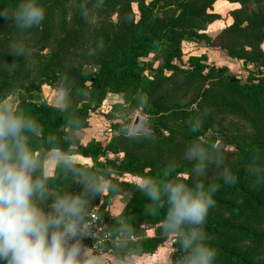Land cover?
Returning a JSON list of instances; mask_svg holds the SVG:
<instances>
[{
  "label": "trees",
  "instance_id": "trees-1",
  "mask_svg": "<svg viewBox=\"0 0 264 264\" xmlns=\"http://www.w3.org/2000/svg\"><path fill=\"white\" fill-rule=\"evenodd\" d=\"M216 1L153 0V7H164L169 12L160 18L144 15L136 21L129 0H104L98 9L93 7L95 0H39L45 9V17L38 27L21 31L11 19L6 21L0 17V70L5 58H10L19 37L37 35L36 43L41 44V50H46L52 34L54 37L57 34L58 38L53 41L48 55L40 57L44 60L40 71L41 85H51L60 80L61 84L72 88L71 94L77 92L87 98L80 108L71 110L67 126L62 123L60 110L45 103H30L27 106L24 101L19 107L26 114L31 112V117L42 129L40 134L29 136L32 148L42 141L40 158L53 147L71 153L69 142L60 139L61 128L64 126L71 132L87 128L90 112L101 105L107 94H122L126 103L135 108L142 107L152 117L157 133L116 140L117 144L110 147V152H122L123 157L118 163L109 161L108 165L110 172L118 177L128 171L137 178L151 176L160 179L163 164L169 161L164 159L166 151L177 147V142L188 143L192 139L200 140L209 131L218 132L216 127L220 125L217 118L225 112L237 113L240 120L248 125L250 133L244 137L237 134L229 136L227 128L222 133L227 134L225 138L235 149L234 155L230 156L236 158L231 168L237 182L231 186L222 185L216 193L214 198L217 203L209 210L205 228L209 243L217 249L216 264H264V76L242 83L228 77L225 69L202 65L194 57L189 59L187 68L179 66L184 65L181 43L206 39L205 28L216 18L209 13ZM254 1L259 4L256 10L232 13V24L211 43L244 64L264 68V51L261 49L264 42V4H261L264 0ZM18 3L19 0H0V8L7 9L11 14ZM78 6L93 12L95 18L92 23L85 21ZM113 14L116 21H111ZM89 40L96 45L95 56L101 60L100 69L91 75L83 73L75 64L82 46ZM98 41L103 42L102 46H98ZM156 44L163 47L164 64L150 81L142 85L138 73L139 60L147 57ZM174 60L180 63L174 65ZM164 72L178 78L177 82L168 86L171 79L165 77ZM5 82L6 88L9 85L6 79ZM140 95L144 97L140 98ZM224 105L234 106L235 109ZM205 109L207 115L203 116L201 129L197 133L191 132L187 122L193 116L203 114ZM56 136L59 141H54ZM162 140L163 146H158L161 151L154 155H140L129 147L133 143H160ZM121 143H125L126 147L118 151ZM84 152L85 149H82ZM178 163L181 173L191 168V163ZM251 168L258 169V174H253ZM81 169L94 175L90 169ZM205 179L215 180L216 170L209 168ZM120 187V192L128 193L130 197L114 219L104 221L100 217L109 231L136 235L142 223L156 224L164 219L166 206L153 205L136 185L124 183ZM47 189L48 199L41 205L44 209L57 195H84L83 185L77 178L57 165L52 176L47 177ZM94 205H86L85 215L93 210ZM160 234V239H164L166 235L161 228ZM158 244L159 241L141 240L130 242L126 247L135 248L136 252L153 251ZM121 249L104 252H109L108 256L115 259ZM126 252L132 253L130 250Z\"/></svg>",
  "mask_w": 264,
  "mask_h": 264
},
{
  "label": "clouds",
  "instance_id": "clouds-1",
  "mask_svg": "<svg viewBox=\"0 0 264 264\" xmlns=\"http://www.w3.org/2000/svg\"><path fill=\"white\" fill-rule=\"evenodd\" d=\"M103 2L95 0L93 7L98 9ZM78 11L86 22H93L89 8L78 6ZM0 17L26 31L42 23L45 9L39 0H19L11 14L0 8ZM102 44L98 41V46ZM13 48L17 56L26 55L23 46ZM67 97L66 88L57 85L55 99L61 107L67 106ZM206 115L207 109L193 116L187 122L189 130L197 133ZM41 131L33 117L0 100V264H105L102 256L83 243L89 235L84 224L88 200L83 194L57 195L49 211L41 205L48 199L47 167L51 165L71 172L89 197L99 195L108 185L79 168L72 153L53 147L38 157L29 136ZM183 159L191 162L186 173H181L176 160H169L160 179L141 176L138 188L153 205L166 206L160 227L175 245L166 264H216L217 249L209 243L205 225L209 210L216 206V193L222 185L235 184L237 176L221 149L198 139L185 145ZM209 168L216 170L215 180L205 179Z\"/></svg>",
  "mask_w": 264,
  "mask_h": 264
},
{
  "label": "rangeland",
  "instance_id": "rangeland-1",
  "mask_svg": "<svg viewBox=\"0 0 264 264\" xmlns=\"http://www.w3.org/2000/svg\"><path fill=\"white\" fill-rule=\"evenodd\" d=\"M129 1L136 21L141 19L144 15L148 18H160L169 12V9H163L164 7H153V0ZM263 4L264 1L261 5ZM258 6L259 4L254 0H217L211 12H209L215 15L216 18L205 28L204 34L206 35V39L203 41L190 40L182 42L180 51L181 61L184 65H180V62L177 60H174L173 64H179L180 68H187L189 59L194 57L197 58L202 65L214 67L216 69H225L228 77H234L242 83L256 77H263L264 74L262 76L258 75V70L264 69L263 67L248 63L244 64L242 60L229 56L226 51L214 47L211 43L220 32L232 24V13L244 10L247 12L254 11ZM111 21H116L115 14L111 16ZM38 38L37 35L27 34L19 37L17 45H21L25 48L26 55L20 57L12 51L10 53V58H5V64L0 70V84L2 86L0 89V100L4 101L6 104H12L13 107H22L24 101L27 106H29L30 103L35 105H40L42 103L46 104L49 95L56 90L57 85H60L68 90L67 106L59 109L61 117L63 118L62 123L64 126H67L69 123L68 115L70 116L71 110L74 107L80 108L81 105L87 102V98L77 92L71 94L72 88L61 84L60 80H57V82L51 85H41L40 71L41 64L44 60L40 57H42L41 55H48L49 50L53 47V41L57 40L58 36L56 34L54 37V34H52V38L48 42L49 48L46 50L40 49L41 44L36 43ZM92 42L93 41L89 40L82 46L83 50L80 52V56L75 62V64L81 68L82 72L87 75L96 74L100 69L101 60L95 56L97 47L96 45L94 46ZM261 49L264 51V42L261 45ZM164 58L165 54L163 47L156 44L152 47V51L147 57L139 60L138 73L140 74L142 85L150 81L153 74L162 68ZM164 76L170 77L171 79L168 86L174 84L178 80V78L173 77L169 72H164ZM5 79L9 85L6 88L4 86L6 84ZM205 88L207 89L208 86H205ZM143 97L144 96L140 95V98ZM225 106H228L230 109H235V107L231 105H224V107ZM30 113L31 112L27 111V114L31 116ZM137 117L146 118L154 134L157 133L152 123V117L147 114L142 107L135 108L133 105L131 106L129 103H126L122 94H107L101 105L90 112L87 128L71 132L63 126L60 131V139L63 138L67 140L71 145V153L77 158L78 167H85L92 170L94 176L98 180L105 181L108 185L105 191L96 197H89L84 191L85 199L88 200L87 204H95L93 209L97 208L99 210L100 217L104 221L114 219L118 216L130 197L128 193L120 192V184L139 185L140 178L133 176V174L128 171L123 172L122 176L118 177L110 172L108 165L109 161L118 163L122 159L123 153L118 152L117 154H112V152H110V147H114V143L117 144L120 138L132 136L130 131ZM217 121L220 125L216 127L218 129L216 131L218 132L209 131L205 133L199 141L201 143L210 144L214 149H221L227 158L226 163L232 167L236 158L230 155H234L235 149L234 146L229 144V140L227 137L225 138L224 135L227 136L228 134L231 136L237 134L244 137L250 133V130L247 127L248 125L240 120L237 113L225 112L221 118H217ZM226 128L227 134L224 133L223 135L222 133ZM164 137H168V135L164 134ZM60 139L56 136L54 141H59ZM163 143V140L160 143H133L129 145V147L136 150V152H140V155H154L161 151L162 148L158 146L162 147ZM186 144L187 143L177 142V147L171 149L169 152L166 151L167 157L164 159L176 160L177 162L180 161V164H190L191 162L183 159V149ZM42 145V141H40L32 148L38 157L42 156ZM125 147V143H121V146L119 145L118 147V151H122V148ZM82 149H85L84 153H82ZM55 166L56 165L48 166L47 173L50 171L52 172ZM107 174L108 177H106ZM104 204L106 206L102 208ZM44 210L49 211L50 206ZM160 228V223H142L139 233L136 234L142 237V241H159L158 246L153 251L139 250L136 252L135 248L128 249V247H126L129 243H124L120 254L115 257L114 260L107 255L99 256H103L105 264H166V258L172 254L175 245L171 237L165 236L164 239H160ZM127 250L132 251V253L126 252Z\"/></svg>",
  "mask_w": 264,
  "mask_h": 264
},
{
  "label": "built area",
  "instance_id": "built-area-1",
  "mask_svg": "<svg viewBox=\"0 0 264 264\" xmlns=\"http://www.w3.org/2000/svg\"><path fill=\"white\" fill-rule=\"evenodd\" d=\"M84 224L89 235L83 243L97 255H108L110 251L121 248L124 243H135L142 239L139 235L114 234L109 231L102 223L97 208L84 216ZM105 250L109 252L105 253Z\"/></svg>",
  "mask_w": 264,
  "mask_h": 264
},
{
  "label": "water",
  "instance_id": "water-1",
  "mask_svg": "<svg viewBox=\"0 0 264 264\" xmlns=\"http://www.w3.org/2000/svg\"><path fill=\"white\" fill-rule=\"evenodd\" d=\"M264 74V69L258 70V75L262 76ZM68 93V90H67ZM56 90H54L48 97L46 105L54 109H61L62 107L56 102ZM132 136H152L154 131L151 129L149 122L144 117H137L131 128Z\"/></svg>",
  "mask_w": 264,
  "mask_h": 264
},
{
  "label": "crops",
  "instance_id": "crops-1",
  "mask_svg": "<svg viewBox=\"0 0 264 264\" xmlns=\"http://www.w3.org/2000/svg\"><path fill=\"white\" fill-rule=\"evenodd\" d=\"M53 171L54 170H52V172L50 171V172H48L47 173V177H50V176H52V173H53ZM108 256V255H107ZM103 257V256H102ZM112 260H114V258L113 257H111V256H109Z\"/></svg>",
  "mask_w": 264,
  "mask_h": 264
}]
</instances>
